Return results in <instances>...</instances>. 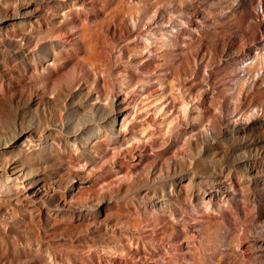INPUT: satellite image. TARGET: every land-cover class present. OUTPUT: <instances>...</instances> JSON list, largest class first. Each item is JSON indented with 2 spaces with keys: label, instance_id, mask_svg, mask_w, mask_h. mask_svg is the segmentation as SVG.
Listing matches in <instances>:
<instances>
[{
  "label": "rangeland",
  "instance_id": "1",
  "mask_svg": "<svg viewBox=\"0 0 264 264\" xmlns=\"http://www.w3.org/2000/svg\"><path fill=\"white\" fill-rule=\"evenodd\" d=\"M71 8L69 41L27 51L34 31L55 30ZM54 51L64 68L109 87L119 107L95 99L82 78L70 97L69 87L44 95L30 81ZM0 80L9 88L0 145L22 129L54 138L45 150L17 143L7 153L37 181L24 198L0 191L3 239L24 228L71 250L103 222L143 224L185 243L159 264H264V0H0ZM115 113L124 120L114 133ZM84 114L103 126L99 138H74ZM176 190L189 231L155 211Z\"/></svg>",
  "mask_w": 264,
  "mask_h": 264
},
{
  "label": "bare ground",
  "instance_id": "2",
  "mask_svg": "<svg viewBox=\"0 0 264 264\" xmlns=\"http://www.w3.org/2000/svg\"><path fill=\"white\" fill-rule=\"evenodd\" d=\"M73 14V8L67 10L61 19L60 26L55 30L50 29L47 32L45 30L34 31L33 40L31 41V44L26 47L27 51L34 52L39 46L49 41L63 43L69 41L70 38L68 37V34L64 33L62 26L71 21V16ZM60 56L61 53L54 51L55 62L46 65L41 72L35 74L36 78L31 79L30 81L39 86L44 95L56 97V94L61 91L63 87H69L70 95H66V97H70L77 88L79 82L83 79L85 85L88 86V90L95 91V99L106 103L105 106L108 109L119 107V102L117 100L110 99L109 87L102 90L96 82H89L86 75L87 71L84 68H64L62 64H60ZM238 56L241 57L242 53L239 52ZM122 84L125 86L124 83ZM4 85L5 84L0 80V110H2L6 93L9 89ZM123 86L121 85V87ZM125 92H127V90H125ZM108 101H110L109 104ZM62 104L63 108H65L64 106L67 104V101L64 99ZM63 108H60L57 114L56 125L62 124L63 122H61L64 115ZM85 117L86 114H84V116L80 115V119H82L84 125L81 127L82 122H77L79 126L78 129L82 131L77 133V136L74 138H80V140L86 139V141L99 138L103 126H101V124L93 125L94 120L89 123V120H86ZM111 120V130L115 133L114 128L120 120H124V115L115 113ZM123 125L124 122H122V126ZM42 133L43 132L37 133L36 131V133L29 134L25 137L26 131L22 129L17 133L14 139H12V144L10 143L11 145H0V191L6 192L9 196H15L17 199L20 197L24 198L30 194L32 183L37 181V176L33 175L30 170L28 171V165L23 164L21 160L17 161L11 159L10 155H7V153L9 154L13 150L20 148H17V143H21L23 150H27L28 152L36 150L39 147L40 150L42 147L45 150L54 138L50 136L44 137ZM33 135L38 138L44 137V142H37ZM11 146H16V148H12ZM3 168L5 170H3ZM19 178H22V181ZM181 181H179L180 184ZM180 193L179 191L177 192V190L171 191L168 195L170 202L165 204L159 203V206L156 207L155 211H167L171 214L172 218L170 221L174 227H171L172 229L181 226L184 230L186 229V231H189L191 227H187L186 224L179 219L178 213L175 212L176 208H178L181 203L182 194ZM213 211L215 210L213 209ZM80 213L83 215H91L94 212L90 209H85ZM179 215L180 217L182 216L181 214ZM20 223L21 222L17 223L18 227ZM144 226L145 225L142 224L140 227H133V225L129 226L121 223L115 224L114 227H110L107 223L103 222V224L94 228L96 235L94 239L91 240L89 238L90 240H88L86 238L87 241H82L77 244L75 243V245H72L71 250H68L71 247L68 248L65 246L67 244L65 241V245L62 241L58 240L41 244V241L35 237L36 235L29 236L24 231V228H22L23 230L20 233L18 231L16 234L12 231H7L6 237L3 236L4 239L0 235V238H2L0 240V264H105L106 262L109 264H159L158 262L160 261L157 258L163 257V252L175 256L182 255V252L185 249L184 241L178 239L176 234L170 237H165L162 233L167 227H154L149 231ZM246 230L249 231V229ZM185 233L186 232H184V234ZM240 242L242 246L241 250L248 255L251 251V245L248 243L246 235L242 236Z\"/></svg>",
  "mask_w": 264,
  "mask_h": 264
}]
</instances>
